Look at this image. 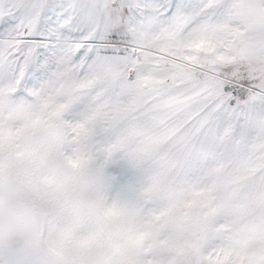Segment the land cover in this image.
<instances>
[{
	"label": "snow or ice",
	"instance_id": "snow-or-ice-1",
	"mask_svg": "<svg viewBox=\"0 0 264 264\" xmlns=\"http://www.w3.org/2000/svg\"><path fill=\"white\" fill-rule=\"evenodd\" d=\"M21 170L88 199L0 264H264V0H0V206Z\"/></svg>",
	"mask_w": 264,
	"mask_h": 264
},
{
	"label": "rangeland",
	"instance_id": "rangeland-1",
	"mask_svg": "<svg viewBox=\"0 0 264 264\" xmlns=\"http://www.w3.org/2000/svg\"><path fill=\"white\" fill-rule=\"evenodd\" d=\"M71 169V165H69ZM65 184L42 178L30 179L24 171H14L7 180V193L0 206V255L8 250L19 257L42 246V260L55 258L67 248L73 218L87 192L71 177Z\"/></svg>",
	"mask_w": 264,
	"mask_h": 264
}]
</instances>
